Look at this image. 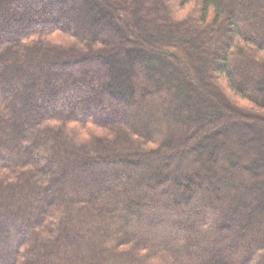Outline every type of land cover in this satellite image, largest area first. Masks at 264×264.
I'll return each instance as SVG.
<instances>
[{"label": "trees", "instance_id": "1", "mask_svg": "<svg viewBox=\"0 0 264 264\" xmlns=\"http://www.w3.org/2000/svg\"><path fill=\"white\" fill-rule=\"evenodd\" d=\"M0 264H264V0H0Z\"/></svg>", "mask_w": 264, "mask_h": 264}, {"label": "rangeland", "instance_id": "2", "mask_svg": "<svg viewBox=\"0 0 264 264\" xmlns=\"http://www.w3.org/2000/svg\"><path fill=\"white\" fill-rule=\"evenodd\" d=\"M18 8H15V9H13L12 10V12L11 13H13V12H15V13H20L21 12V10L20 9H18ZM75 9V8H74ZM66 11V12H65ZM64 11V15H66V17H70L71 18V20H72V22H75V18L77 17V14H76V11L75 10H72L71 12H69L67 9ZM14 13V14H15ZM22 13V12H21ZM69 19V18H68ZM103 38V37H102ZM217 53L218 54H221V51H217ZM48 72V78H50V79H52V78H54V79H56V75H57V73L56 72H54V71H52V70H48L47 71ZM34 85V84H33ZM93 86V88H96L97 86H95V85H92ZM14 88H18L17 86L16 87H14ZM143 98V97H142ZM77 99H73V103H72V107H76L77 106ZM244 106H247V105H245V104H243ZM63 107L64 106H62L60 109H58V111L59 110H62L63 109ZM103 109H104V106L102 105L101 106ZM108 111V110H107ZM113 118H117L116 116H114ZM238 122V124H241V125H248L249 124V122L247 121V120H244V119H241V120H238L237 121ZM244 131V130H243ZM237 134V135H236ZM259 134H261V131L260 130H258V129H253V128H251L250 130H249V133L245 136V137H247L246 139H252L253 137H255V136H258ZM235 139H237V141H238V143L242 140V138H243V136L240 134V130H238L237 132H235ZM217 195V194H216ZM243 196V195H242ZM237 201H239V202H241V203H243V202H245L246 201V198L245 197H241V198H237ZM245 222H241L240 223V226L242 227L241 229H242V231H247V228L248 227H246L245 225ZM239 225V224H238ZM2 233H5V231L4 230H2Z\"/></svg>", "mask_w": 264, "mask_h": 264}]
</instances>
